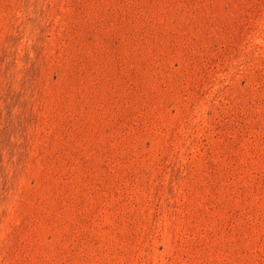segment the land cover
Instances as JSON below:
<instances>
[{
  "label": "rangeland",
  "instance_id": "obj_1",
  "mask_svg": "<svg viewBox=\"0 0 264 264\" xmlns=\"http://www.w3.org/2000/svg\"><path fill=\"white\" fill-rule=\"evenodd\" d=\"M0 264H264V0H0Z\"/></svg>",
  "mask_w": 264,
  "mask_h": 264
}]
</instances>
